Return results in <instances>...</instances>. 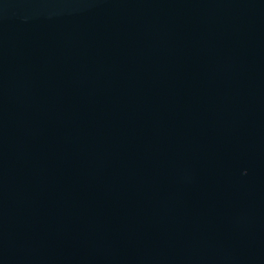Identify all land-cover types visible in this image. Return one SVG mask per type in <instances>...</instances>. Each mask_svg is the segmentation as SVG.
Listing matches in <instances>:
<instances>
[{
	"label": "water",
	"instance_id": "water-1",
	"mask_svg": "<svg viewBox=\"0 0 264 264\" xmlns=\"http://www.w3.org/2000/svg\"><path fill=\"white\" fill-rule=\"evenodd\" d=\"M0 264H264V0H0Z\"/></svg>",
	"mask_w": 264,
	"mask_h": 264
}]
</instances>
